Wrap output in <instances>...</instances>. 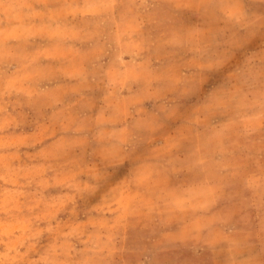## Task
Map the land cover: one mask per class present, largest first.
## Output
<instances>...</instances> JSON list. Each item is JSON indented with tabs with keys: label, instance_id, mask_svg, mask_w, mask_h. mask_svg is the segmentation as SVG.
Listing matches in <instances>:
<instances>
[{
	"label": "rangeland",
	"instance_id": "374dc122",
	"mask_svg": "<svg viewBox=\"0 0 264 264\" xmlns=\"http://www.w3.org/2000/svg\"><path fill=\"white\" fill-rule=\"evenodd\" d=\"M0 264H264V0H0Z\"/></svg>",
	"mask_w": 264,
	"mask_h": 264
},
{
	"label": "crops",
	"instance_id": "0c3cea01",
	"mask_svg": "<svg viewBox=\"0 0 264 264\" xmlns=\"http://www.w3.org/2000/svg\"><path fill=\"white\" fill-rule=\"evenodd\" d=\"M113 3H114V4H113V8L115 9L114 12L117 13L116 6L114 7V5H116V4H115L116 2H113ZM110 14H111V15H110ZM106 16H112V17H113V13H112V11H111V13L107 14ZM112 17H111V18H112ZM109 18H110V17H109Z\"/></svg>",
	"mask_w": 264,
	"mask_h": 264
}]
</instances>
